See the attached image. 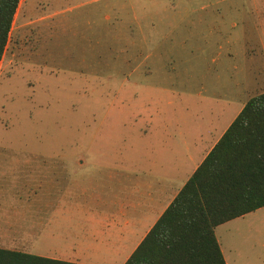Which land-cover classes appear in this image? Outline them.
I'll use <instances>...</instances> for the list:
<instances>
[{"label": "rangeland", "instance_id": "obj_1", "mask_svg": "<svg viewBox=\"0 0 264 264\" xmlns=\"http://www.w3.org/2000/svg\"><path fill=\"white\" fill-rule=\"evenodd\" d=\"M263 90L264 0H18L0 57V142L68 159L106 203L108 169L141 168L149 126L218 131ZM73 191L89 199V187ZM214 230L235 264H264V205ZM115 243L100 253L110 259L81 262L121 264L131 241Z\"/></svg>", "mask_w": 264, "mask_h": 264}, {"label": "crops", "instance_id": "obj_2", "mask_svg": "<svg viewBox=\"0 0 264 264\" xmlns=\"http://www.w3.org/2000/svg\"><path fill=\"white\" fill-rule=\"evenodd\" d=\"M237 111L218 131L214 126H149L138 160L141 168L135 167V159L126 158L108 169L105 186L113 196L106 203L100 185L78 182L80 168L69 169L68 159L32 156L22 147L0 142V247L82 263L110 259L100 253L115 254L117 248L109 245L124 239L131 241L124 261ZM153 150L156 158L149 156ZM81 162L73 159L72 165ZM97 172L102 174L100 167ZM64 175L66 179L59 180ZM87 187L89 199L80 201L73 189L86 192ZM71 192L72 199H58ZM119 193L124 199L117 198ZM249 212L213 227L225 264L235 261L223 253L214 229ZM260 261V256L254 257L251 264Z\"/></svg>", "mask_w": 264, "mask_h": 264}, {"label": "trees", "instance_id": "obj_3", "mask_svg": "<svg viewBox=\"0 0 264 264\" xmlns=\"http://www.w3.org/2000/svg\"><path fill=\"white\" fill-rule=\"evenodd\" d=\"M18 0H0V57ZM264 205V90L248 96L121 264H225L213 227ZM0 264H84L0 247Z\"/></svg>", "mask_w": 264, "mask_h": 264}, {"label": "flooded vegetation", "instance_id": "obj_4", "mask_svg": "<svg viewBox=\"0 0 264 264\" xmlns=\"http://www.w3.org/2000/svg\"><path fill=\"white\" fill-rule=\"evenodd\" d=\"M32 20H29V21H25L24 24H27L29 22H31ZM23 41H25V39L23 40L22 38H19L18 36L16 38H14V41H13V46L14 48L19 51L21 50V44L23 43ZM16 51V52H17Z\"/></svg>", "mask_w": 264, "mask_h": 264}]
</instances>
